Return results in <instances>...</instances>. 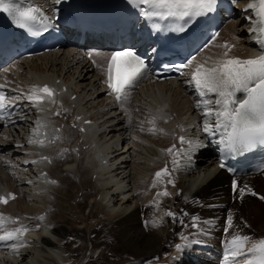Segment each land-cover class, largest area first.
Listing matches in <instances>:
<instances>
[{
    "label": "bare ground",
    "instance_id": "6f19581e",
    "mask_svg": "<svg viewBox=\"0 0 264 264\" xmlns=\"http://www.w3.org/2000/svg\"><path fill=\"white\" fill-rule=\"evenodd\" d=\"M33 1L48 5L54 0ZM238 1L235 11L225 19L220 41L215 40L197 64L207 62L211 67L221 59L225 49L219 45L223 41L233 44L230 57L248 59L261 53L256 31L253 33L256 26L252 23L253 9L248 8L250 0ZM71 51L59 49L0 68V85L9 96L7 101L20 104L33 86L60 83L54 104L44 103L40 113L29 109L10 122H22L18 127L0 123V195H16L0 208L4 217L16 221H6V230H34L42 221L51 226L52 236L41 234L46 235L42 238L45 247L38 254L44 264H59V252L65 254L67 264H218L222 258L215 257L217 248L232 234L264 238V199L257 197H264V172L239 178L232 192V179L220 171L212 172L215 154L200 143L186 156L195 160V169L190 172L187 168L186 172L195 175L202 168L210 169L207 177L195 178L189 186L171 174L174 179L166 182L168 190L159 185L167 175L153 186L157 172L174 167L173 157L163 154L177 141L174 135H185L182 127L191 128L205 120L196 107L199 93L191 73L156 85L142 81L116 103L103 88L111 51ZM88 53L94 63L87 59ZM207 99L214 102L216 97L211 94ZM24 108L28 109V104ZM153 118L155 124L149 123ZM29 120L46 122L41 136L33 137L27 127ZM44 132L49 138L58 134L59 140L45 147L28 143L29 139L43 138ZM199 140L202 142L201 136ZM37 156L40 161H36ZM42 156L49 157L51 164L42 161ZM25 159L35 161L33 166L22 164ZM38 166H43L41 171L50 180H57L56 184L48 181L45 194L33 192V185L25 179L31 174L34 179ZM18 183L23 186L18 187ZM123 185L127 191L117 194ZM169 189L173 190L171 195H158ZM241 189H245L243 195ZM132 191L134 196L129 198ZM71 193L89 202L88 215ZM118 208L123 209L117 214ZM229 213L233 216L232 228L227 227ZM187 214L198 217L195 226ZM111 219L114 223L110 224Z\"/></svg>",
    "mask_w": 264,
    "mask_h": 264
},
{
    "label": "snow or ice",
    "instance_id": "6c2138e0",
    "mask_svg": "<svg viewBox=\"0 0 264 264\" xmlns=\"http://www.w3.org/2000/svg\"><path fill=\"white\" fill-rule=\"evenodd\" d=\"M133 4L145 5L151 11H144L146 19L159 17L165 19L172 17L179 20L202 17L215 11L217 0H130ZM249 9L255 10L257 25L254 31L258 30V35L264 37V0H255L248 5ZM8 12L14 15L18 27H25L26 22L34 21L38 8L29 7L26 10H14L10 6V0H0V13ZM216 35H219L217 33ZM264 45V39L258 41ZM225 49L221 59L213 63L211 67L205 64H197L191 81L199 93L200 100L196 107L201 109L204 115L203 131L209 136L220 133L219 143L225 149L233 152L237 150L251 149L257 145H264V47L261 54L248 59L230 57L229 52L232 45L227 43L219 45ZM91 58V53H89ZM194 58L190 59L182 67H190ZM144 68V60L135 51L124 49L113 52L106 68L109 94H115L116 100L120 101L126 90L131 87L136 78L141 74ZM3 86L0 85V88ZM214 94L216 97L215 108L209 107L210 100L205 97ZM241 94L242 98H238ZM55 91L44 85L43 87L33 86L29 90L27 99L36 107H41L45 101L55 103ZM7 97L3 91H0V110H4L8 105ZM43 110V108H41ZM59 115V113H56ZM215 118V125L208 123L210 118ZM79 119V117H77ZM155 124V118L149 121ZM36 128L33 130V137L41 136V129L46 128V122L37 121ZM154 131V129H150ZM163 131V130H160ZM55 135L49 138L47 132L43 133V138L29 139V144H35L45 147L47 144L55 143ZM181 143H188L190 147H198L191 141H186L183 137L179 138ZM169 154H173L174 146L168 149ZM178 155V153H176ZM42 161L51 160L47 156L41 157ZM35 162V161H34ZM173 163L178 166V161ZM221 167H224L221 163ZM169 175L165 168L155 174V182L162 176ZM56 183L55 181H49ZM169 183H172L170 180ZM174 186V185H173ZM238 187L233 182V189ZM247 186H245L246 188ZM241 195L245 189H241ZM251 191V189H247ZM167 196V191L158 193V195ZM255 195V193H252ZM15 195L8 193L0 195V204H7L10 199H15ZM264 199V197H262ZM166 215L174 217V214L167 212ZM193 226L198 217H193ZM6 221H12L10 217H4L0 214V241L21 240L29 231L27 227H17L14 230H6L4 225ZM227 227H233V216L231 213L227 216ZM183 238V237H182ZM185 243H189L186 238ZM195 243H200L196 241ZM178 250H183L181 245H176ZM13 251H18L14 248ZM223 264H264V238L254 240L253 237L241 234L239 232L232 234L225 242V251L223 255Z\"/></svg>",
    "mask_w": 264,
    "mask_h": 264
},
{
    "label": "rangeland",
    "instance_id": "374dc122",
    "mask_svg": "<svg viewBox=\"0 0 264 264\" xmlns=\"http://www.w3.org/2000/svg\"><path fill=\"white\" fill-rule=\"evenodd\" d=\"M246 17V16H245ZM224 26H226L225 24H223ZM240 29V28H239ZM224 32V31H223ZM242 39L243 38H246V36L244 37H241ZM193 169H195V165H194V168ZM192 171V170H191ZM210 169L208 170V169H205V168H202L200 171H197V173L195 174V175H193V176H189V177H187V176H185V175H182V174H176L175 175V177L174 178H179V179H181L186 185H187V183L189 182H193L194 180H195V178H203V177H207L208 176V174H210ZM174 178H171V179H174ZM161 180H163V179H161ZM160 181V180H159ZM158 181V182H159ZM165 181H168L169 182V179L167 180V179H165ZM165 181H162V182H159V185L160 186H164V188L163 189H165V190H168V184L165 182ZM166 185V186H165ZM72 191V190H71ZM169 191H170V193H172V189H169ZM161 193V192H160ZM71 195V197L73 198V200H74V202H75V199H76V204H79V205H81L82 207H83V209L85 210V214L86 215H88L89 213H90V207L88 206V201H83L80 197H77L78 195H77V193L76 194H74V193H71L70 194ZM123 208H125L124 206H123ZM123 208H118V211H117V214L118 213H120V211L123 209ZM109 213H111L110 211H108ZM98 213H101V215H106V213L104 214H102V212H99L98 211ZM112 214V213H111ZM182 215L185 217V214L183 213V210H182ZM107 216V215H106ZM105 216V217H106ZM103 222H105V219H103L102 220ZM110 221H112V222H109L110 224L111 223H114L113 221H114V219H111ZM30 249H31V246H30ZM29 249V251H31L32 253L34 252L35 254V256H32V255H28V257H27V261L28 262H34V261H36V262H42V261H45L38 253H39V251L38 250H33V249H31L30 250ZM59 254L61 255V257H60V264H67V261H68V259L65 257V254L64 253H60L59 252ZM39 255V256H38ZM59 255V256H60ZM32 256V257H31Z\"/></svg>",
    "mask_w": 264,
    "mask_h": 264
}]
</instances>
